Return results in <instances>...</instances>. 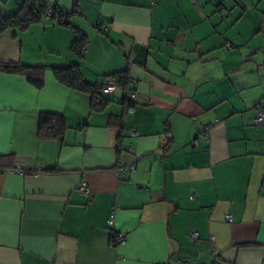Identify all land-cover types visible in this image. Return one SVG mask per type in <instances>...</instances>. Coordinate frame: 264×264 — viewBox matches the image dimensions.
<instances>
[{"label": "crops", "instance_id": "0c3cea01", "mask_svg": "<svg viewBox=\"0 0 264 264\" xmlns=\"http://www.w3.org/2000/svg\"><path fill=\"white\" fill-rule=\"evenodd\" d=\"M261 4L77 0L82 59L52 20L1 33L0 61L44 70L40 87L0 72V264H264V44H246L264 39ZM74 63L90 83L127 68L131 110L121 89L93 110L59 82L52 68ZM42 112L62 137L39 134Z\"/></svg>", "mask_w": 264, "mask_h": 264}, {"label": "trees", "instance_id": "16d2710c", "mask_svg": "<svg viewBox=\"0 0 264 264\" xmlns=\"http://www.w3.org/2000/svg\"><path fill=\"white\" fill-rule=\"evenodd\" d=\"M222 4L219 3L218 10L224 8ZM48 10L51 11L45 19ZM78 12L77 0H73V8L70 11L63 10L56 0H20L18 6L13 11L0 13V34L6 30H11L12 32L23 31L34 23L52 20L57 25L66 26L72 30L73 38L70 42V51L77 58L82 59L85 54L88 38L82 30L71 23L72 16ZM230 46V44L227 45V47ZM130 58H133V56ZM43 70V65L0 61V72L24 76L27 81L36 87H40L42 84ZM52 70L59 82L71 89L88 94L91 98L90 106L93 110H100L109 102L105 96L110 93L104 94L102 87L110 80L116 83L115 90H122L123 98L126 101H124L126 109L134 105L136 96L134 99H129L125 94V91L129 90L136 95L135 89L130 87L131 79L127 68L107 75L109 80L103 83H90L84 80L79 65L76 63L64 67H54ZM38 125L39 134L47 137H62L64 131L68 128L61 114L50 112L40 113ZM119 151L120 148L118 147Z\"/></svg>", "mask_w": 264, "mask_h": 264}, {"label": "built area", "instance_id": "2783aa9c", "mask_svg": "<svg viewBox=\"0 0 264 264\" xmlns=\"http://www.w3.org/2000/svg\"><path fill=\"white\" fill-rule=\"evenodd\" d=\"M51 10H48V12L46 13V16H45V19L49 16V13H50ZM116 88V83L112 80L108 81L103 87H102V92L104 94H109V93H112ZM125 94H126V97L129 98V99H134L135 98V93L132 92V91H125ZM128 110H131V108H128ZM256 122H262L264 121V104H262V102H260L258 105H257V115H256V119H255ZM131 134L132 135H136V132L134 131V129H131ZM204 138L207 137L206 133H204L202 135ZM130 169H133V166L130 167ZM18 171L20 172V169L18 168ZM118 173L119 174H122L123 171L121 169L118 170ZM79 190L87 195H92V190L85 184V183H82L79 187ZM224 221L225 222H231V216L230 215H226L224 217ZM190 239L192 240H196L198 238V234L196 232H192L190 233ZM116 241H120L121 240V236H116L115 237ZM114 239V240H115Z\"/></svg>", "mask_w": 264, "mask_h": 264}, {"label": "rangeland", "instance_id": "374dc122", "mask_svg": "<svg viewBox=\"0 0 264 264\" xmlns=\"http://www.w3.org/2000/svg\"><path fill=\"white\" fill-rule=\"evenodd\" d=\"M228 2V0H226ZM224 5V8L222 9V11L224 13H230V15H234L235 14V10H232L230 8H228L227 4H223ZM250 10V17L255 21L257 20V18H260V17H263L264 14V4H261L260 7L257 9L258 11H256L255 9L253 10V7H249L248 8ZM262 12V13H261ZM248 15V16H249ZM259 25V23L256 25L255 28H257ZM252 39L248 40L246 44L249 43V45H254V44H264V39H263V36H262V33L261 34H256V35H251ZM245 44V45H246ZM242 49L245 48L244 45L240 46ZM257 54H262L263 52L262 51H259L257 50L256 51Z\"/></svg>", "mask_w": 264, "mask_h": 264}]
</instances>
